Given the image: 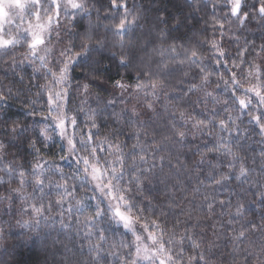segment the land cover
I'll use <instances>...</instances> for the list:
<instances>
[{"label": "clouds", "instance_id": "1", "mask_svg": "<svg viewBox=\"0 0 264 264\" xmlns=\"http://www.w3.org/2000/svg\"><path fill=\"white\" fill-rule=\"evenodd\" d=\"M0 264H264V0H0Z\"/></svg>", "mask_w": 264, "mask_h": 264}]
</instances>
